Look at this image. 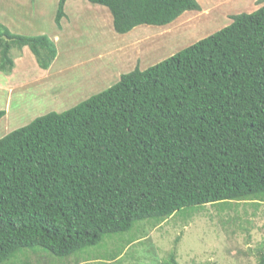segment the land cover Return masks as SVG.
<instances>
[{
    "label": "trees",
    "instance_id": "16d2710c",
    "mask_svg": "<svg viewBox=\"0 0 264 264\" xmlns=\"http://www.w3.org/2000/svg\"><path fill=\"white\" fill-rule=\"evenodd\" d=\"M67 1L58 3L59 29ZM88 1L110 9L119 34L201 10L197 0ZM232 19L0 139V264L38 248L68 258L187 207L264 202V5ZM16 46L45 70L58 55L49 37L0 24V70L15 68ZM162 264H178L176 254Z\"/></svg>",
    "mask_w": 264,
    "mask_h": 264
},
{
    "label": "rangeland",
    "instance_id": "374dc122",
    "mask_svg": "<svg viewBox=\"0 0 264 264\" xmlns=\"http://www.w3.org/2000/svg\"><path fill=\"white\" fill-rule=\"evenodd\" d=\"M58 1L38 0L37 9L5 16L14 21L11 32L45 35L58 55L45 70L29 47L12 49L13 60L22 61L15 70H0V110L6 112L0 139L38 117L76 107L117 84L123 74L148 69L230 25L234 15L264 5L259 0H197L200 11H187L170 25H143L119 34L110 9L88 0H70L60 31ZM263 251L264 202L232 201L139 221L68 258L38 248L5 264H162L172 254L178 264H258Z\"/></svg>",
    "mask_w": 264,
    "mask_h": 264
},
{
    "label": "crops",
    "instance_id": "0c3cea01",
    "mask_svg": "<svg viewBox=\"0 0 264 264\" xmlns=\"http://www.w3.org/2000/svg\"><path fill=\"white\" fill-rule=\"evenodd\" d=\"M35 1L38 2V0H2L0 2V9H3L2 14L4 16V17H2L4 19L3 20L4 23L2 25L6 26L10 31H12L11 28H14L12 25L14 21L12 19H7V17H5V16L11 15L10 13H13V15L15 13L23 15V14H25V11L28 12L30 8L33 10L37 9V7L34 8V6H33V5H35L34 4ZM69 2H70V0L67 1L66 6L69 4ZM2 5H4V6L2 7ZM44 10H45V8H44ZM39 13H40V11H39ZM27 25L33 26V22H27ZM62 25H63V23H62ZM62 29H63V27H62ZM62 29H60V31ZM13 34L20 35V33H13ZM21 61H22L21 59H18L17 63H16V61H14L15 62V68L13 70L16 69V65L19 64V62H21Z\"/></svg>",
    "mask_w": 264,
    "mask_h": 264
},
{
    "label": "water",
    "instance_id": "95a60500",
    "mask_svg": "<svg viewBox=\"0 0 264 264\" xmlns=\"http://www.w3.org/2000/svg\"><path fill=\"white\" fill-rule=\"evenodd\" d=\"M3 38L7 39L6 37H3Z\"/></svg>",
    "mask_w": 264,
    "mask_h": 264
}]
</instances>
